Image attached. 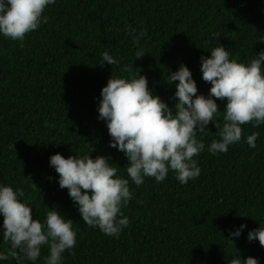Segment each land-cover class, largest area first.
<instances>
[{
    "label": "trees",
    "instance_id": "obj_1",
    "mask_svg": "<svg viewBox=\"0 0 264 264\" xmlns=\"http://www.w3.org/2000/svg\"><path fill=\"white\" fill-rule=\"evenodd\" d=\"M44 15L48 22L27 34L23 46L0 36V183L24 189L34 218L43 220L49 207L73 221L77 244L74 254H63V264H229L238 255L264 264V247L247 240L249 230L264 224V125L243 126L245 138L259 133L255 149L242 139L213 155L207 145L219 129L210 122L197 134L206 149L196 157L201 174L195 181L181 184L170 172L162 183L130 182L133 199L123 209L130 224L118 238L82 221L49 165L57 152L108 155L126 176V157L109 146L106 123L97 118L102 86L133 62L153 94L174 109L175 84L164 80L182 62L197 94L208 95L200 57L222 45L246 63L264 50V0H56ZM126 26L144 34L140 47ZM106 50L121 64L100 65ZM216 102L222 111L226 100ZM217 119L222 127V115ZM241 223L247 225L241 236L230 237ZM0 251L8 253L3 264H31L11 255L2 237ZM47 254L45 246L37 264Z\"/></svg>",
    "mask_w": 264,
    "mask_h": 264
},
{
    "label": "clouds",
    "instance_id": "obj_2",
    "mask_svg": "<svg viewBox=\"0 0 264 264\" xmlns=\"http://www.w3.org/2000/svg\"><path fill=\"white\" fill-rule=\"evenodd\" d=\"M56 0H0V36L18 41L23 46L27 34L48 22L44 15ZM132 44L140 47L144 35L126 26ZM264 40V38H261ZM209 56L200 57L202 79L210 83L208 95L197 94V84L190 69L180 63L175 71L166 73L167 84H175L174 109L160 96L153 94L148 79L135 71L133 62L124 64L122 75L110 76L100 90L97 105L98 119L106 123L109 146L122 152L127 160L126 176L118 174L110 156L85 153L69 155L59 152L50 155L49 165L58 173V185L67 189L82 221L98 228L104 235L118 238L130 224L123 209L133 199L130 182L136 187L153 178L162 183L171 172L181 184L195 181L201 174L196 157L206 145L198 133H205L209 123L218 128L217 137L207 145L213 155L226 153L229 147L244 142L255 149L258 132L244 137L243 126L264 125V50L254 54L248 62L231 57L222 45L209 47ZM145 50L136 53L141 57ZM120 65L122 60L101 53L100 65ZM217 100L225 101L219 110ZM223 118V126L218 123ZM34 187H37L33 183ZM38 188V187H37ZM23 188L0 183V237L7 243L11 255L22 254L26 261L37 264L46 246L44 264H63V254L77 244L78 229L55 208L47 207L43 220L33 216ZM142 204L143 201L137 200ZM247 227L229 230V236L239 238ZM247 240H258L264 247V224L247 232ZM8 253L0 251V264ZM229 264H259V259L240 255Z\"/></svg>",
    "mask_w": 264,
    "mask_h": 264
}]
</instances>
